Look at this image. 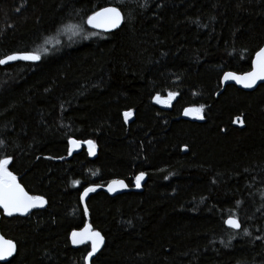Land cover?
Instances as JSON below:
<instances>
[{
    "label": "trees",
    "instance_id": "trees-1",
    "mask_svg": "<svg viewBox=\"0 0 264 264\" xmlns=\"http://www.w3.org/2000/svg\"><path fill=\"white\" fill-rule=\"evenodd\" d=\"M109 6L122 28L91 31L87 17ZM263 47L264 0H0V59L41 56L0 66V159L47 201L2 213L17 245L5 264H264V85L222 90ZM169 93L170 107L156 102ZM190 108L204 119L184 120ZM72 139L97 157L70 156ZM114 180L128 190H97ZM86 226L104 237L91 261V243L70 240Z\"/></svg>",
    "mask_w": 264,
    "mask_h": 264
},
{
    "label": "snow or ice",
    "instance_id": "snow-or-ice-1",
    "mask_svg": "<svg viewBox=\"0 0 264 264\" xmlns=\"http://www.w3.org/2000/svg\"><path fill=\"white\" fill-rule=\"evenodd\" d=\"M19 11V9H17ZM124 17L120 10L115 7L104 8L102 11L96 12L95 14L88 16L86 23L93 28L103 27L105 29L119 27ZM41 56L38 53L25 54V55H9L5 59H0V65L7 64L10 61H39ZM229 79L235 80L237 83H242L245 88H252L255 86L256 81H264V48H261L256 53V59L253 62V71L248 72L244 76H237L234 73H227L224 76V80ZM174 93H169V99L174 98ZM157 103H162L159 96L156 97ZM166 106H171L166 101L163 102ZM202 108H190L185 110L184 114H192L195 119L203 120L204 117L201 115ZM132 115L131 112H125V121ZM236 123L243 126V120L241 117H237ZM2 144V141H0ZM70 144L76 145V140H71ZM89 146V153L95 155V145L93 141H87ZM187 151V148H185ZM13 164L11 157L0 159V209H3L4 213L11 217L14 214L27 215L34 208L44 207L47 201L38 195H29L28 192L18 182L17 176L9 170V166ZM144 179V174L141 173L136 177V187L139 188L141 181ZM116 186L126 187L124 182L121 180H114L108 187L109 192H114ZM94 187L86 188L83 192V197H87L89 193L95 192ZM87 212V208H85ZM228 227L234 230H240L241 224L236 218H229L226 221ZM249 233L245 232V235ZM73 243H85L90 240L91 251L86 253L85 260L91 261V258L99 251L104 243V237L98 231H92L91 227L85 228L83 232L72 233ZM16 251V245L11 240H6L0 236V261L11 257Z\"/></svg>",
    "mask_w": 264,
    "mask_h": 264
},
{
    "label": "water",
    "instance_id": "water-1",
    "mask_svg": "<svg viewBox=\"0 0 264 264\" xmlns=\"http://www.w3.org/2000/svg\"><path fill=\"white\" fill-rule=\"evenodd\" d=\"M111 7H115V6H109V7H106V8H111ZM115 8H117L118 10H120L118 7H115ZM103 10V9H102ZM101 10V11H102ZM121 11V10H120ZM121 13H122V15H123V17H124V14H123V12L121 11ZM124 21H125V18L123 19V21L121 22V24H120V26L119 27H114V28H109V29H105V28H103V27H97V28H93V27H91L90 25H88V28L91 30V31H94V32H98V33H103V34H111V33H114V32H116V31H118V30H120L121 28H122V26H123V24H124ZM264 48V47H263ZM25 54H32V53H15V54H12V55H25ZM6 58V57H5ZM4 58V59H5ZM255 59H256V55H255V58H254V61H255ZM253 61V62H254ZM39 61H21V60H17V61H10L9 63H7V64H3V65H0L1 67H6V66H10V65H14V64H17V63H38ZM251 71H253V66H252V70ZM227 73H234V72H227ZM227 73H225V74H227ZM225 74H224V76H225ZM235 75H237V76H244V75H246L247 73H245V74H238V73H234ZM224 76H223V78H222V90H225L226 88H227V86H235V87H237L238 89H240V90H243V91H245V92H254V91H256L261 85H264V81H256V83H255V86L254 87H252V88H245V87H243V84L242 83H237L235 80H232V79H229V80H227V81H225L224 80ZM182 118L184 119V120H187V121H193V122H200V121H202V120H200V119H195L194 118V116L192 115V114H189V115H185V114H183V116H182ZM133 119H134V117H133V115H131L130 117H128L127 118V124H130V123H132V121H133ZM72 140H74V139H72ZM77 141V140H76ZM94 143V142H93ZM95 145V144H94ZM87 149V152H88V154H89V156L91 157V158H95V157H97V154H98V151H97V148H96V146H95V149H94V151H95V155H91L90 153H89V146H88V144H87V142H85V143H82V142H80V141H77V144L76 145H72V144H70V156H73V155H75V154H78V153H80L83 149ZM146 179H147V176H146V174H144V179L141 181V184H140V187L139 188H135V191H137V192H140V191H142V189H143V187H144V185H145V183H146ZM121 181H123V180H121ZM18 182L20 183V181H19V179H18ZM112 182V181H111ZM111 182L106 186V187H104L103 189L102 188H98L97 190H104L105 192H107L110 196H118V195H121V194H123V193H125L127 190H128V187H127V184H126V182L125 181H123L124 182V185H126V187H120V186H116V190L114 191V192H109L108 191V187H109V185L111 184ZM21 184V183H20ZM21 186L23 187V185L21 184ZM24 188V187H23ZM25 189V188H24ZM26 191V190H25ZM27 192V191H26ZM90 194L91 193H89L88 194V196L87 197H84L83 199H82V204H83V206L86 208V205H87V202H88V199H89V196H90ZM30 195V194H29ZM82 197H83V195H82ZM45 206H46V204H45ZM45 206L44 207H41V208H34V209H32L27 215H29L33 210H35V209H43V208H45ZM2 213L4 214V216L5 217H9V216H7L5 213H4V211H3V209H0V236H2L4 239H6V240H9V239H7V238H5L3 235H2V232H1V220H2ZM16 215H20V214H14L13 216H16ZM27 215H24V216H27ZM231 218H234V217H231ZM237 219V218H236ZM228 220V219H227ZM239 221V220H238ZM89 226H86V227H84L83 229H81V230H76V231H74V232H77V233H80V232H83L84 231V229L85 228H88ZM91 227V226H90ZM226 227L228 228V229H231V230H233V231H236V232H238V231H240V230H234V229H232V228H230V227H228V225H227V223H226ZM92 229V228H91ZM70 240H71V243H72V246L74 247V248H78V247H80V246H84V245H86V244H88L89 242H90V240L89 241H87V242H85V243H76V244H74L73 243V240H72V234H71V237H70ZM12 241V240H11ZM13 243H15L14 241H12ZM91 243V242H90ZM15 245H16V243H15ZM103 247H104V243H103V245L101 246V248L99 249V251L93 256V257H95L102 249H103ZM16 253H17V245H16V251H15V253L11 256V257H9V258H7V259H5V260H2V261H0V263L1 264H5V263H8L9 261H11L14 257H15V255H16ZM92 257V258H93Z\"/></svg>",
    "mask_w": 264,
    "mask_h": 264
},
{
    "label": "rangeland",
    "instance_id": "rangeland-1",
    "mask_svg": "<svg viewBox=\"0 0 264 264\" xmlns=\"http://www.w3.org/2000/svg\"><path fill=\"white\" fill-rule=\"evenodd\" d=\"M70 34L71 35H78L79 34V31H77L76 29H73ZM61 36L62 35H60L59 37H57L56 41H59L61 39ZM89 36H92V35H89ZM67 37H71V36H67ZM173 99L174 98H172V99H169V98H167V99H161L162 103H159V104H161V105H163V106L166 107L165 103H163V102L166 101L168 104H171V102L173 101ZM201 115H203V111H202ZM135 185H136V182H135Z\"/></svg>",
    "mask_w": 264,
    "mask_h": 264
},
{
    "label": "bare ground",
    "instance_id": "bare-ground-1",
    "mask_svg": "<svg viewBox=\"0 0 264 264\" xmlns=\"http://www.w3.org/2000/svg\"><path fill=\"white\" fill-rule=\"evenodd\" d=\"M240 211V210H239ZM254 240V239H253Z\"/></svg>",
    "mask_w": 264,
    "mask_h": 264
}]
</instances>
